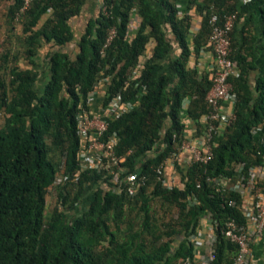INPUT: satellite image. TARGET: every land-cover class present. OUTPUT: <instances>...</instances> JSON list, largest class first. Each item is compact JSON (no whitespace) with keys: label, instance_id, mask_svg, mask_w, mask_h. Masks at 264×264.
<instances>
[{"label":"trees","instance_id":"1","mask_svg":"<svg viewBox=\"0 0 264 264\" xmlns=\"http://www.w3.org/2000/svg\"><path fill=\"white\" fill-rule=\"evenodd\" d=\"M11 1L8 22L22 28L16 52L0 57V264H201L195 237L205 217L215 236L210 264H233L238 247L227 238L226 223L244 227L248 218L243 196L229 183L237 181L239 166L247 179L264 164V42L256 28L264 0H189L183 14L180 0H102L78 42L71 21L87 0H35L25 12L22 0ZM193 9L202 17L196 33ZM233 14L231 58L240 71L230 79L235 119L217 137L207 164H176L181 182L165 186L155 169L189 127L196 139L207 138L202 120L212 110L213 81L196 59L212 52V17L223 22ZM133 15L141 22L131 38ZM74 42L76 52L69 49ZM44 47L50 50L45 71L37 62ZM105 79L104 105L118 95L136 105L111 119L103 137H116V154L138 173L135 196L116 189L107 172L83 164L89 143L79 136L78 114L99 110L89 99ZM255 187L264 192V182ZM49 189L57 195L51 211Z\"/></svg>","mask_w":264,"mask_h":264},{"label":"built area","instance_id":"2","mask_svg":"<svg viewBox=\"0 0 264 264\" xmlns=\"http://www.w3.org/2000/svg\"><path fill=\"white\" fill-rule=\"evenodd\" d=\"M22 1L21 11L25 12L35 0ZM243 1L248 2L249 0ZM103 10L105 11V7ZM237 19L235 14L228 16L223 22L220 21L217 15H214L211 19L213 28L209 38V46L213 56L211 71L213 86L207 94V101L212 110L202 120L208 125L207 138L196 139L194 137L195 132H197L195 126L192 130H189V133L185 134L177 150L155 169L158 178L163 181L165 186L177 185L174 177L167 174L168 165L176 167V164H181V162H186L188 167L196 163L207 164L212 159L214 148L218 144L217 137L221 136L225 127L235 119L233 108L237 96L230 79L240 74L237 64L231 58L233 53L231 32ZM115 35V29L111 30L107 45ZM108 81L109 79L101 81L90 95L89 106L96 102L99 110L87 112L84 109L78 114L79 136L89 143L83 153L82 160L86 167L107 172L116 189L125 191L129 196H135L140 188L138 173L129 172V169L124 166L126 158L116 154L115 146L118 142L116 137L110 136L107 140H103V137L109 129L111 119L119 118L133 110L136 105L131 102H123L120 95L104 105L103 97ZM260 131V129H254L253 133L258 134ZM261 142L264 151V139ZM243 167L244 165H241L238 168L237 181L229 184L230 190L240 193L245 200L248 223L243 227L231 220L226 223L225 234L238 247L233 264H257L253 261V251L254 245L258 241H264V192L258 191L255 184L264 182V164L251 168L247 179L241 173ZM141 180L143 181V179ZM214 181L221 185L219 179ZM60 182L61 178H58L56 184ZM209 237L210 249L206 257H208L207 260L210 264L214 257L215 236L209 234ZM197 240L198 237L196 236L195 242Z\"/></svg>","mask_w":264,"mask_h":264},{"label":"crops","instance_id":"3","mask_svg":"<svg viewBox=\"0 0 264 264\" xmlns=\"http://www.w3.org/2000/svg\"><path fill=\"white\" fill-rule=\"evenodd\" d=\"M154 2H157L158 0H153ZM160 1V0H159ZM200 2H202L203 0H199ZM189 0H180L177 3V7L180 11V13H186L187 10L189 9ZM103 7V1L102 0H87V3L83 9L82 14L79 17H76L74 19H72L71 21V25L73 28V32H74V41L78 42L81 35L84 33V30L89 22V20L91 18H94L102 9ZM157 7L159 9L160 12H164L163 8L157 3ZM256 11H259V7L255 8ZM191 14L193 16V23H192V33H196L198 32V30L201 27V23H202V17L199 16L196 12L195 9H193L191 11ZM256 28L257 31L259 33V43L264 42V20L262 19V16L260 13L256 14ZM48 17V15H47ZM45 17V19L47 18ZM141 20L140 18H138L137 15H133L131 24L129 26L130 29V37L132 38V36H134V32L135 30L138 28L139 24H140ZM75 42L69 46L70 51L76 52V45ZM152 45L151 47H149L147 54L150 55L151 51H152ZM44 50V51H42ZM39 53V58L38 59H42L41 57L45 58L46 60L49 58V47H44ZM44 55H43V54ZM42 54V56H41ZM264 58V53H263V57ZM197 61V67L200 70L203 71H207V72H211L212 68H213V56H212V52L210 51H204L201 53L200 58L196 59ZM97 104V103H96ZM93 105V104H92ZM228 107L226 106V109ZM193 126L189 127V130H192ZM182 166H186V162H181ZM168 174V173H167ZM169 175V174H168ZM179 175V174H177ZM170 176V175H169ZM180 177V176H179ZM175 180V177H174ZM180 184V183H177ZM205 219V218H204ZM203 220V219H202ZM202 222V221H201ZM210 221H208L209 223ZM211 225V222H210ZM201 226V225H200ZM198 229V240L196 242L197 245V255L198 257L201 259L204 256V253L207 252V247H205V241H204V237H203V230ZM209 234H213V231H211V226H209ZM253 259L256 263H261L264 262V241H258L255 245H254V251H253Z\"/></svg>","mask_w":264,"mask_h":264},{"label":"rangeland","instance_id":"4","mask_svg":"<svg viewBox=\"0 0 264 264\" xmlns=\"http://www.w3.org/2000/svg\"><path fill=\"white\" fill-rule=\"evenodd\" d=\"M13 3V1L11 0H0V57L2 56L3 53H5L7 51V49H15L14 52H16L17 47L20 46V36H21V28L22 26L20 24H14L11 25V23L8 22V17H7V13H8V8L9 6ZM42 50V49H41ZM44 51V50H42ZM41 51V52H42ZM43 54V53H42ZM41 54V56H42ZM44 55V54H43ZM42 59H38L37 62L39 64V68L40 69H44V71L46 70V65H47V60L46 57ZM21 67L25 68L28 67L29 64H27V62L25 61H21L20 63ZM48 80V73L46 72L45 74H42L41 79L39 81V86L40 89L42 90L44 87V84L47 82ZM178 165V164H177ZM167 173L171 176V177H175V182L180 183L181 179H180V175L178 171H177V167H172L171 165H168L167 167ZM178 185V184H177ZM51 189V188H50ZM49 189V190H50ZM56 194H54L53 190H50L49 195L47 196V210L51 211L55 206H56ZM155 206L159 207V203L155 202L154 203ZM160 208V207H159ZM166 211V208H163L160 212L161 215H163ZM176 213V212H175ZM171 213H167L166 217H170ZM208 221H210V219L207 217H205V219L202 220L201 222V226L200 229L203 230V237H204V241H205V247H207V252L204 253V259L201 258V264H209L208 260L206 257L208 255L209 249H210V237H209V226L210 222L208 223ZM212 224V223H211ZM212 228V226H211ZM179 241L177 240L175 242V244H177Z\"/></svg>","mask_w":264,"mask_h":264}]
</instances>
